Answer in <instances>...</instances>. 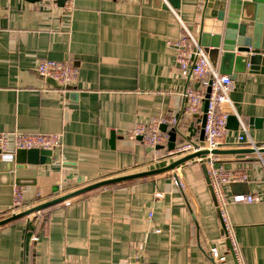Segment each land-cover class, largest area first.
Segmentation results:
<instances>
[{"label": "crops", "instance_id": "obj_1", "mask_svg": "<svg viewBox=\"0 0 264 264\" xmlns=\"http://www.w3.org/2000/svg\"><path fill=\"white\" fill-rule=\"evenodd\" d=\"M73 1V11L64 13L57 1L0 0V134L62 138L50 164L27 167L24 185L6 172L12 158H0V222L11 217L15 186L24 199L17 214H27L92 184L176 161L129 140L138 124L159 119L167 131L177 130L175 144L203 141L202 111L181 114L185 88L199 86L182 76L168 45L184 28L197 38L203 2L180 0L178 9H162L153 0ZM42 60L69 62L76 81L66 90L49 86L35 71ZM230 78L238 125L226 129L219 151L240 153L217 159L247 180L224 186V193L259 202L230 203L226 215L243 264H264V154L243 153L249 148L241 127L264 148V128L249 125L264 119V74ZM209 184L205 164L192 159L32 212L0 226V264H235Z\"/></svg>", "mask_w": 264, "mask_h": 264}, {"label": "built area", "instance_id": "obj_2", "mask_svg": "<svg viewBox=\"0 0 264 264\" xmlns=\"http://www.w3.org/2000/svg\"><path fill=\"white\" fill-rule=\"evenodd\" d=\"M41 3L55 5L57 0H40ZM167 4V0H161ZM74 9L73 0H65L62 6L64 13H71ZM184 28V27H183ZM184 36L176 43H168L176 51V63L182 76L188 79L190 83L198 84L195 89L188 85L183 94V107L181 114L187 117H193L201 114L203 102L207 101L205 112V122L202 128V143L189 140L175 144L172 150H167L168 135L160 131L161 125H166L165 121L153 119L147 124L136 125L128 134L129 140H138L142 145L155 151L156 147H162L165 151L162 156L171 159H181L188 155L207 151L208 154L194 158L196 162L203 163L206 166V172L209 177V186L211 188L215 206L221 220L224 237L230 245L231 253L235 258V264H243L239 249L233 233V228L226 215V207L230 203H257L259 198L251 195H234L231 199L224 193V186L232 183L243 182L247 176L242 172L226 171L218 161V155L214 151L220 150L224 134L226 132L227 115L222 112L223 106H227L233 113L229 93L233 88V82L227 75L220 74L210 63L207 54L200 47L197 38L184 28ZM36 73L45 78L53 80L63 90L69 88L77 78V68L69 62H57L51 60H42L35 67ZM209 88L208 98L205 99L207 89ZM174 121H171L173 124ZM246 133V144L249 149H259L253 140L248 136L246 129L241 125ZM239 141L243 137H239ZM61 134H25L20 132L1 133L0 134V156L7 160L11 159L17 151H27L39 149L53 153L61 148ZM154 159L157 160L155 157ZM24 203L23 191L21 187L15 186L12 193V205L9 211L10 216L17 214ZM66 205L69 202L65 203ZM211 258L218 263L220 261L216 249L210 252Z\"/></svg>", "mask_w": 264, "mask_h": 264}, {"label": "water", "instance_id": "obj_3", "mask_svg": "<svg viewBox=\"0 0 264 264\" xmlns=\"http://www.w3.org/2000/svg\"><path fill=\"white\" fill-rule=\"evenodd\" d=\"M65 0H57L60 6H63ZM180 0H167V4L172 9L179 8ZM203 2V18L197 34V41L207 54L212 66L218 69L222 75L232 76L236 74H264V0H199ZM156 6L167 9V5L161 0H153ZM214 16L205 17L206 11H213ZM46 83L57 89H61L53 80L46 79ZM209 88L207 89L205 99L208 98ZM207 101L202 104V117L200 119V139L203 140V126L205 122V112ZM222 112L227 115L226 129L236 130L238 121L232 111L223 106ZM250 128H264V119L251 118L249 120ZM160 131L168 135L167 150H172L175 146L177 130L175 128L167 131L166 125L160 126ZM140 140V139H138ZM156 151L163 150L162 147H156ZM221 153H240V152H221L214 151L213 154ZM243 153L264 154V148L244 150ZM208 154L207 151L197 152L184 158L176 160L164 168L143 172L139 174L124 176L120 178L105 180L84 187L80 190L57 198L53 201L41 204L27 214H17L0 222V226L17 220L32 212H38L55 204L64 202L71 198L82 195L91 190L101 188L107 185L120 183L137 178L149 177L164 172L172 171L181 164ZM1 158V156H0ZM52 153L39 149H31L22 152H16L6 167L7 173H12L16 185L20 183L26 173L28 166H39L51 163Z\"/></svg>", "mask_w": 264, "mask_h": 264}, {"label": "trees", "instance_id": "obj_4", "mask_svg": "<svg viewBox=\"0 0 264 264\" xmlns=\"http://www.w3.org/2000/svg\"><path fill=\"white\" fill-rule=\"evenodd\" d=\"M54 206V205H53ZM52 206H50V207H48V208H45V209H43V210H40V211H44V210H46V209H49V208H51Z\"/></svg>", "mask_w": 264, "mask_h": 264}, {"label": "rangeland", "instance_id": "obj_5", "mask_svg": "<svg viewBox=\"0 0 264 264\" xmlns=\"http://www.w3.org/2000/svg\"><path fill=\"white\" fill-rule=\"evenodd\" d=\"M18 152H22V151H18Z\"/></svg>", "mask_w": 264, "mask_h": 264}]
</instances>
